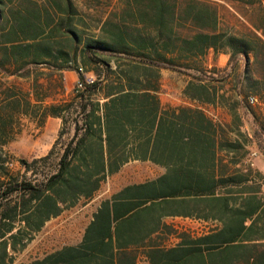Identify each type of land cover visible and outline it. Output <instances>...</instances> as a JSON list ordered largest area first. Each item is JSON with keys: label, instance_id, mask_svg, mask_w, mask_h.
Instances as JSON below:
<instances>
[{"label": "trees", "instance_id": "1", "mask_svg": "<svg viewBox=\"0 0 264 264\" xmlns=\"http://www.w3.org/2000/svg\"><path fill=\"white\" fill-rule=\"evenodd\" d=\"M210 52L228 55L227 65L208 64ZM164 70L186 78L187 104H162ZM64 71L78 81L69 99L56 101ZM52 72L57 87L42 78ZM249 95L264 99V0H116L94 26L74 0H0V264H13L46 222L90 202L131 161L164 173L101 200L80 245L24 264H103L100 257L129 251L264 264V173L249 160L255 140L239 113ZM251 115L254 136L263 137L264 116ZM23 117L39 127L58 118L62 129L47 155L18 160L20 173L5 147ZM70 123L73 135L57 152ZM54 156L53 171L37 178ZM167 217L211 226L192 237ZM165 231L178 236L175 247L156 240Z\"/></svg>", "mask_w": 264, "mask_h": 264}, {"label": "rangeland", "instance_id": "2", "mask_svg": "<svg viewBox=\"0 0 264 264\" xmlns=\"http://www.w3.org/2000/svg\"><path fill=\"white\" fill-rule=\"evenodd\" d=\"M77 9L82 14L83 18L88 24L94 26L98 19H101L108 11H110L116 0H74ZM207 62L210 65H216L219 68H224L228 62V55L219 54L214 56L210 52L207 56ZM46 71V70H44ZM47 73V71H46ZM93 77L91 74H87L86 78ZM42 78L49 79L53 86L59 85V74L53 73L51 75L46 74ZM78 81V74L76 71H64L62 74L63 91L57 92L53 90V100H65L69 99L73 93L76 82ZM186 78L170 71L164 70L162 72V87L160 91V99L165 106H178L187 104L185 99L181 95V89L185 84ZM24 91L30 89V82L26 80H16ZM230 89V86H226V89ZM250 96V95H249ZM256 97V96H255ZM258 103L255 105H248L245 102H241L239 113L242 119V131L247 133L249 137L255 140L251 145V151L256 155L251 154L249 160L253 164V168L260 170L264 173V136L255 137L254 132L257 130V124L253 120L251 112L261 113L264 116V99L258 98ZM51 100V99H50ZM52 101V100H51ZM220 110V109H219ZM219 117L225 121L231 120V116L224 110H220ZM62 129L61 120L58 118L48 117L44 125L39 127L35 120L23 117L19 133L14 139L5 147L6 152L9 155V168L14 172L23 173V169L18 162L19 159H26L31 161L34 158H40L48 154L52 145L58 137L60 130ZM73 135V124L70 123L64 129V135L61 138L57 152L60 150L61 145L68 141ZM258 139L261 148L258 146ZM56 163V156L50 160L46 166L37 169V178L44 172L53 171ZM159 174L157 168L147 162L136 161L128 164L122 169V172L108 178L102 185L99 193L95 198L88 203L84 210V225L88 221L92 211L98 206L102 199L109 197L114 191L125 183L143 182L156 177ZM81 204V203H80ZM84 204V203H83ZM85 205V204H84ZM72 213L70 210L63 214L57 222L46 223L43 229L35 234L33 240L27 245V247L16 253L14 256L13 264H24L37 258H42L46 254L59 249L71 241L78 239L80 229L74 231V236L71 238L66 235L68 229H70V220L66 219ZM178 225H183L192 229H200L201 225L196 222L188 220H178Z\"/></svg>", "mask_w": 264, "mask_h": 264}, {"label": "crops", "instance_id": "3", "mask_svg": "<svg viewBox=\"0 0 264 264\" xmlns=\"http://www.w3.org/2000/svg\"><path fill=\"white\" fill-rule=\"evenodd\" d=\"M219 113H220L219 109H209V114L212 115L214 118H218ZM251 154L256 155V153L251 151V149H250V155ZM132 162H136V161H131V162L126 163L118 173H116L110 177H113V176L121 173L122 169L125 168V166H127L128 164H130ZM143 162L150 163L155 168H157L159 171V174L157 176L164 173V168L159 167L157 165H154L149 161H143ZM136 183H141V182L125 183L124 185L119 187L116 191H114L112 194L118 192L119 190H121L123 187H125L127 185L136 184ZM88 203H86L85 205L84 204H78L72 208L66 209L60 215H58L54 218H51L48 221L49 223H52L54 221L57 222L59 220V218H61L63 216L64 213L69 212L70 210L72 211V213L66 217V219L70 220V226H71L70 229L66 230L67 231L66 235H68V237L70 236L71 238H73L74 231L77 230V226L81 232L79 234L78 239H75L74 241L72 240L71 243H69L63 247H75V246H78L82 243V241L84 239L85 229L93 220V215L97 212V209L100 205V203H99L98 206L95 208V210L92 211L91 215L88 218V221L84 225V210H85L86 206L88 205ZM178 220H188L191 222L199 223L201 225V228L200 229H192V228H189V227H186L183 225H178L177 224ZM48 222H46V223H48ZM163 222L166 225L171 226L173 229H176L178 231V233L185 231V232L189 233L190 236H192V237H197V236H200L202 233L207 232L209 227L211 226V224L207 223V222H203V221H200L197 219H192V218H183V217H167L163 220ZM152 237H156V234L153 235ZM156 240L160 241L164 245V247H166V248L175 247L179 243L178 236L176 234H173V233L170 234L167 231L160 233V236L158 238H156ZM63 247L56 249V250H54L48 254H52L56 251H59ZM100 258L105 259L106 262L103 264H195L193 257L184 256V255L179 254V253L178 254H175V253H149V252H145V251H129V252H114L110 256L108 255V256H104V257H100ZM37 259H41V258H37ZM190 259H191V262H189ZM34 260H36V259H34Z\"/></svg>", "mask_w": 264, "mask_h": 264}, {"label": "built area", "instance_id": "4", "mask_svg": "<svg viewBox=\"0 0 264 264\" xmlns=\"http://www.w3.org/2000/svg\"><path fill=\"white\" fill-rule=\"evenodd\" d=\"M86 80L88 82H93L94 78L93 77H88V78H86ZM247 103H248V105H255V104L258 103V99H257V97H255L253 95H250V96L247 97Z\"/></svg>", "mask_w": 264, "mask_h": 264}]
</instances>
